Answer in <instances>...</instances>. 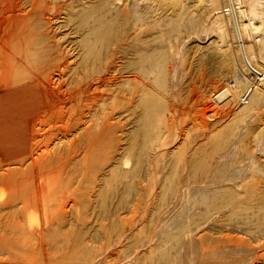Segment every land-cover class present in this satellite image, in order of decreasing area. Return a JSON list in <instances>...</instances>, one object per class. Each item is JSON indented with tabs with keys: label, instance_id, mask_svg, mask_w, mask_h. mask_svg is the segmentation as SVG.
Masks as SVG:
<instances>
[{
	"label": "rangeland",
	"instance_id": "obj_1",
	"mask_svg": "<svg viewBox=\"0 0 264 264\" xmlns=\"http://www.w3.org/2000/svg\"><path fill=\"white\" fill-rule=\"evenodd\" d=\"M227 2L264 72V0H0V264H264V81Z\"/></svg>",
	"mask_w": 264,
	"mask_h": 264
},
{
	"label": "bare ground",
	"instance_id": "obj_2",
	"mask_svg": "<svg viewBox=\"0 0 264 264\" xmlns=\"http://www.w3.org/2000/svg\"><path fill=\"white\" fill-rule=\"evenodd\" d=\"M234 1V0H233ZM36 1H34L33 2V4L35 3ZM231 6L229 5V3L227 2V7H226V9H225V12H227L228 14H230L231 16H232V18H234V14H235V17H236V21H237V25H238V28H239V32H240V34H241V41H240V39H239V36H238V31H237V27H236V22H235V19H233L234 20V25H235V33H236V38H237V42L236 43H238L237 45H238V51H239V55H240V58H241V61H242V63L246 66V67H249L250 68V70H252V67L254 68V69H256L258 72H261L260 70H258L256 67H255V65L251 62V60H250V58H249V55H248V52H249V50L247 49V45H246V42L244 41L245 39H244V32H243V30H242V26H241V24H240V20H239V15H238V12H237V9H238V6H235V10L233 11V10H231V8H230ZM232 11L234 12L233 14H232ZM244 28V27H243ZM238 53V52H237ZM67 63V62H66ZM64 66V65H63ZM65 66H67V65H65ZM258 78H259V80H263L264 81V72H261V74L260 75H258ZM42 88V87H41ZM95 88V87H94ZM256 86L255 85H253V86H250L249 88H248V90L246 91V94L242 97V101H243V103L244 104H246V103H248L249 102V99L251 98V96H252V94L256 91ZM24 89H27L25 92L23 91V89H21V90H14V91H11V92H16V91H20V92H24V93H28V92H34L35 93V100H36V102H35V104L37 105V106H35V107H33L32 108V110L29 112V111H27V108L26 109H23L22 111H20V116L22 117L23 115H25L24 116V119H25V117H26V115L28 116V115H30V114H32V113H38V109L40 110V107L39 106H41V99H39V96H38V93L36 92L37 90H38V88L36 89V88H32V87H27V88H24ZM35 89V90H34ZM95 90H97V88H95ZM228 91H230L231 92V95H232V97H233V91L230 89V88H228ZM228 91H226L225 93H227ZM229 92V93H230ZM225 93L222 95V96H224L225 95ZM91 96H93V95H91ZM96 96V95H95ZM41 97V96H40ZM49 99V98H48ZM92 99V98H91ZM96 99V98H95ZM89 100V99H88ZM94 101H96L95 102V104L97 103V101H98V99L97 100H94ZM87 103H89V102H87ZM87 103H86V110L87 111H90V109H91V107L93 106V104H92V106L90 107L89 105H87ZM196 109V108H195ZM183 110V109H182ZM42 111V110H41ZM40 112V111H39ZM23 113V114H22ZM87 114V113H86ZM179 114V113H178ZM180 114H181V112H180ZM179 114V115H180ZM175 115L174 114H172V116H171V122L172 123H175V121L173 120V117H174ZM27 120V119H26ZM197 120V119H196ZM178 121V120H177ZM188 121V120H187ZM190 123H191V121H189ZM184 123H185V121H184ZM198 123V122H197ZM197 123H193V124H197ZM208 123V122H207ZM207 123H204V126H207ZM188 124V123H187ZM198 125V124H197ZM196 125V126H197ZM187 126V125H186ZM194 126V125H193ZM183 127H185V125L183 126ZM191 128V127H190ZM189 127H188V129H190ZM89 129V128H88ZM186 129V128H185ZM181 131H183V134H185L186 136L188 135L187 133L188 132H186L187 131V129L186 130H183V129H180ZM189 131V130H188ZM167 133V132H166ZM32 137V136H31ZM194 142V141H193ZM191 144V143H190ZM46 147V146H45ZM58 168V167H57ZM56 168V169H57ZM55 170V169H54ZM10 172V171H9ZM11 175V174H10ZM24 181V180H23ZM34 197H32V199H33ZM11 199V198H10ZM12 201H15V200H12ZM33 201H34V199H33ZM35 202V201H34ZM9 203V202H8ZM7 204V203H6ZM21 205V204H20ZM25 206V205H24ZM249 245H250V243H249ZM251 246V245H250ZM264 257V256H263ZM260 258L261 257H258V259H257V261L259 262V260H260ZM256 261V260H255ZM256 261V262H257ZM254 264H256V263H254Z\"/></svg>",
	"mask_w": 264,
	"mask_h": 264
},
{
	"label": "water",
	"instance_id": "obj_3",
	"mask_svg": "<svg viewBox=\"0 0 264 264\" xmlns=\"http://www.w3.org/2000/svg\"><path fill=\"white\" fill-rule=\"evenodd\" d=\"M232 0H230V2H231ZM232 3V2H231ZM234 19H235V22H236V27H237V31H238V36H239V39H240V41H241V34H240V32H239V28H238V25H237V21H236V17H235V14H234ZM252 70L253 71H255L256 73H258L259 75L261 74V72H258L256 69H254L253 67H252ZM228 95V92L227 93H225V95L224 96H227ZM223 96V97H224ZM219 98H222V97H219Z\"/></svg>",
	"mask_w": 264,
	"mask_h": 264
},
{
	"label": "crops",
	"instance_id": "obj_4",
	"mask_svg": "<svg viewBox=\"0 0 264 264\" xmlns=\"http://www.w3.org/2000/svg\"><path fill=\"white\" fill-rule=\"evenodd\" d=\"M12 90H14V87L8 89L7 91H4V93H5V92L8 93V92H10V91H12ZM11 94H12V92H11ZM26 131H27V130H26ZM21 136H23V135L21 134ZM23 140H24V138H23ZM25 143H26V144L29 143V142H28V138L25 140ZM26 144H25V145H26Z\"/></svg>",
	"mask_w": 264,
	"mask_h": 264
}]
</instances>
